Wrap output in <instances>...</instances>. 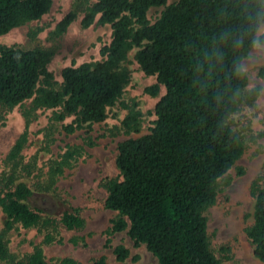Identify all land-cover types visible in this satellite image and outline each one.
<instances>
[{"label": "trees", "instance_id": "1", "mask_svg": "<svg viewBox=\"0 0 264 264\" xmlns=\"http://www.w3.org/2000/svg\"><path fill=\"white\" fill-rule=\"evenodd\" d=\"M52 6L53 0H0V37L41 20ZM157 8L164 10L151 22L148 14ZM84 12V27L98 21L112 30L102 60L64 69L58 85L48 68L51 53L41 47L1 46L0 108L13 111L31 101L28 118L39 110L52 111L53 124L74 118L63 126L66 134L87 130L89 135L120 104L127 111L122 129L139 134L138 105L122 101L131 77L128 60L136 51L141 70L157 79L147 93L158 97L163 86L165 95L149 133L118 147L122 180L105 183V207L118 217L106 234L126 231L134 247L145 246L159 264H223L212 250L205 214L218 201L221 180L245 152L230 120L243 106H253L263 89L258 85L246 91L249 78L234 75L233 64L246 55L252 31L264 23V0H177L170 5L168 0H94ZM75 17L68 15L56 35L65 34ZM241 38L243 47H236ZM259 77L264 80V67ZM85 141L95 145L90 136ZM27 143L24 133L0 159V262L80 264L72 258L49 263L39 246L22 259L10 252L6 238L17 226L47 231L45 243L50 244L55 240L51 229L80 231L85 225L79 208L56 215L40 208L38 198L54 192L55 179L32 181L37 167L24 164ZM83 150L69 149L61 162H53L55 177ZM251 193L253 223L246 235L253 256L264 263V175ZM114 253L119 262L130 257L124 246ZM92 264L109 263L101 257Z\"/></svg>", "mask_w": 264, "mask_h": 264}, {"label": "rangeland", "instance_id": "2", "mask_svg": "<svg viewBox=\"0 0 264 264\" xmlns=\"http://www.w3.org/2000/svg\"><path fill=\"white\" fill-rule=\"evenodd\" d=\"M176 1L168 0V5ZM93 2L94 0H53L51 10L41 20L0 37V47H41L48 51L52 55L49 71L60 85L64 69L101 61V50L111 41L110 26L98 21L88 28L82 24L84 11ZM163 10L164 8L152 9L148 14L151 22H155ZM71 13L76 17L68 31L56 35L59 24ZM135 55L136 51L132 52L128 60L131 77L122 101L138 105L142 113L139 134H126L122 129L121 121L127 111H123L120 104L109 109L107 120L95 124L89 135L87 130L66 134L63 126L74 118L53 124L52 111L39 110L28 118L31 101L13 111L0 108V159L4 160L16 141L27 133L28 143L23 151L24 164L33 162L34 167H37L32 181L55 179L54 192L46 196L45 200L38 198L40 208L53 215L79 208L85 220L84 228L80 231L51 229L50 233L55 240L50 244L45 243L47 231L17 226L6 238L11 254L17 259L24 258L39 246L49 263L72 258L80 264H92L93 260L104 257L109 264H159L145 246L135 248L126 231L111 237L106 234L112 226V220L118 217L117 212L105 207L108 197L106 181L122 180L116 164L118 147L125 140L138 139L149 133L155 121L156 105L165 95L163 86L158 97L147 93L148 88L157 84V79L141 70ZM262 67L264 62H259L251 69L246 89L249 91L260 85L263 88L261 96L253 106H243L230 120L231 127L245 147L244 155L225 179L221 180L218 201L205 214L212 250L223 264H264L253 256V248L246 235V227L253 223L251 215L255 199L251 193L252 185L264 175V80L259 77ZM88 136L95 142L93 147L85 145ZM79 147H84L81 155L62 168L63 174L55 177V173L51 172L53 162H61L62 156L69 149L76 150ZM240 170L244 174L240 175ZM108 240H111L109 246ZM118 246L130 250V257L125 262L117 260L114 249Z\"/></svg>", "mask_w": 264, "mask_h": 264}, {"label": "clouds", "instance_id": "3", "mask_svg": "<svg viewBox=\"0 0 264 264\" xmlns=\"http://www.w3.org/2000/svg\"><path fill=\"white\" fill-rule=\"evenodd\" d=\"M235 45L243 47V39H237ZM249 45L246 55L238 58L233 64V74L237 77L248 76L252 68L259 62H264V23L258 24L252 31Z\"/></svg>", "mask_w": 264, "mask_h": 264}]
</instances>
